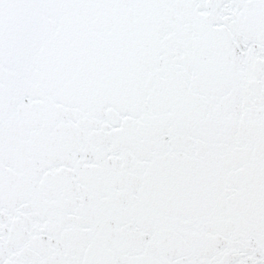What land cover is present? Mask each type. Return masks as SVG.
I'll use <instances>...</instances> for the list:
<instances>
[{"label":"snow or ice","instance_id":"6c2138e0","mask_svg":"<svg viewBox=\"0 0 264 264\" xmlns=\"http://www.w3.org/2000/svg\"><path fill=\"white\" fill-rule=\"evenodd\" d=\"M0 264H264V0H0Z\"/></svg>","mask_w":264,"mask_h":264}]
</instances>
